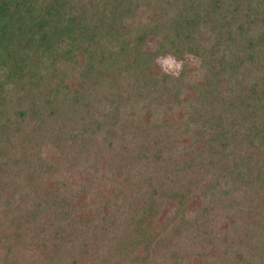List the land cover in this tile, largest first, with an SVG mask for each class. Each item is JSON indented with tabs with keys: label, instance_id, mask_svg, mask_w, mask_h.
<instances>
[{
	"label": "trees",
	"instance_id": "trees-1",
	"mask_svg": "<svg viewBox=\"0 0 264 264\" xmlns=\"http://www.w3.org/2000/svg\"><path fill=\"white\" fill-rule=\"evenodd\" d=\"M263 263L264 0H0V264Z\"/></svg>",
	"mask_w": 264,
	"mask_h": 264
},
{
	"label": "rangeland",
	"instance_id": "rangeland-1",
	"mask_svg": "<svg viewBox=\"0 0 264 264\" xmlns=\"http://www.w3.org/2000/svg\"><path fill=\"white\" fill-rule=\"evenodd\" d=\"M202 36H203V34H202ZM158 57H164V56H158ZM176 60L182 62V70H183V68L185 67L184 66V61L183 60H180L178 58H176ZM186 61H187L186 62L187 63V66L191 67L192 70H194L193 73H192V71L188 68L189 74L187 75L186 81H189V80L190 81L191 80L192 81H197L199 79V77L202 76V74L204 73V69L203 68H200L198 70V71H200V73L197 74V62H198V59L196 57L188 56L186 58ZM154 64L156 65V67H158L160 69V71L162 73H165L166 75H169V76L174 77V78H177L179 76V74L182 72V70H181V71H179L178 74L169 73L167 71V67L165 65H163V60L161 59L160 61H157V57H156V59L154 61ZM162 68L164 69L163 71H162ZM202 69H203V73H202ZM190 71H191V73H190ZM177 89L179 91L180 90H184L187 93V91H186L187 89L182 88V85L181 84L178 86ZM164 91H163V93H164ZM185 92H183V94H181V96L178 98V102L179 103L183 102V100H184V93ZM188 93H189V95H191L192 94L191 90H189ZM152 97L156 101H160V97L159 96H154L152 94ZM171 101H174V96H173V94L170 95V92L169 91H165L164 94H161V101H160V103H161V110H162V112H160V116L164 120L165 119L168 120V121L170 120V118H168V117H171V116H166V113L169 110V106H170ZM183 108L184 107L182 106L181 109H183ZM172 116H174V114ZM172 118L173 117H171V120H172ZM78 162H80V161H78ZM74 165H75V163L72 164V171L73 172L72 173L71 172L67 173V179L72 183V185H74V183H75V175L73 176V173H74ZM68 169L71 170L70 167H68ZM80 170H81V168L80 167H77L75 173L76 174H80ZM100 184H101V182H98L96 184V186L97 185H100ZM198 191H197V195H198ZM195 195H196V192H195ZM184 208H185V212L187 213V218L188 219L190 217H192V216H195L196 210L194 208H192L191 210H187L186 207H184ZM212 209L214 210V212L211 213V209H210L209 215H210V217H212L214 219V221L216 223V226L217 227L218 226H220V227L226 226V224H225L226 218L223 216L222 211H221V208H218V207L215 206V208H212ZM174 213H175V204H174V202L171 201V200H163L162 201V204L160 206L159 212L157 214L156 219H154L151 222L152 225H153V229H155V231H157L158 229H161V228H164L165 227L166 232L163 233L162 236L170 237V238L174 237L175 234H174L173 228L171 226L172 224L171 225L169 224L170 221L173 219ZM123 221H124V218H122L121 215L120 216H116V218H114L112 220L111 230L110 231L113 232V233L118 232L119 226L123 224ZM182 223H183L182 221L176 222V224H179V225H181ZM226 232H229V230H227V231H221L219 229V233H224V235H228ZM109 239H112V238H109ZM100 240H102V242H100ZM109 242H110V240H108L107 242L105 241V237H96V240H94L92 242L91 251L96 254V253L100 252L101 250H103L105 247H107L109 245ZM174 242L177 243L178 241L175 240ZM232 248L234 249L235 247H232ZM154 257L155 258H159V255L156 254V256H154Z\"/></svg>",
	"mask_w": 264,
	"mask_h": 264
},
{
	"label": "clouds",
	"instance_id": "clouds-1",
	"mask_svg": "<svg viewBox=\"0 0 264 264\" xmlns=\"http://www.w3.org/2000/svg\"><path fill=\"white\" fill-rule=\"evenodd\" d=\"M163 60V65L167 67V71L172 74H178L182 70V62L177 61L174 56L168 54L164 57H157V61ZM164 69L162 68V71Z\"/></svg>",
	"mask_w": 264,
	"mask_h": 264
}]
</instances>
